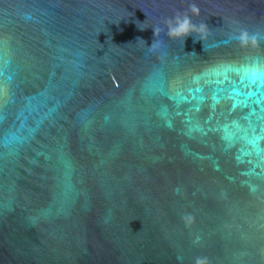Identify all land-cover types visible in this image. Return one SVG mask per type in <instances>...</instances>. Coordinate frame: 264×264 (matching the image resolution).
Returning a JSON list of instances; mask_svg holds the SVG:
<instances>
[{"label": "water", "instance_id": "95a60500", "mask_svg": "<svg viewBox=\"0 0 264 264\" xmlns=\"http://www.w3.org/2000/svg\"><path fill=\"white\" fill-rule=\"evenodd\" d=\"M193 3L204 40L170 39ZM241 28L264 0H0V264H264V40Z\"/></svg>", "mask_w": 264, "mask_h": 264}, {"label": "clouds", "instance_id": "9594fccd", "mask_svg": "<svg viewBox=\"0 0 264 264\" xmlns=\"http://www.w3.org/2000/svg\"><path fill=\"white\" fill-rule=\"evenodd\" d=\"M200 15V8L196 4L188 5V8L184 12L177 11L173 18L165 19L163 21L164 28L167 29L166 35L172 39H184L190 34H195L200 40H204L205 34L207 33L208 26L201 22L199 24L193 23L192 17H198ZM153 28L154 41L149 51H155L162 41H158L157 37H160L164 28L156 25ZM229 40L235 41L241 48H257L262 40H264V34L260 32L250 33L247 29H238L236 32L230 34ZM145 43V42H144ZM258 59V58H257ZM175 191L179 192V189ZM185 225L188 226L194 222L195 217L192 214H185L182 217ZM199 241H194L198 243ZM194 264H211L210 259L207 256H197L194 260Z\"/></svg>", "mask_w": 264, "mask_h": 264}, {"label": "snow or ice", "instance_id": "6c2138e0", "mask_svg": "<svg viewBox=\"0 0 264 264\" xmlns=\"http://www.w3.org/2000/svg\"><path fill=\"white\" fill-rule=\"evenodd\" d=\"M245 76L250 81V84H256L257 82L264 83V69L249 67L245 72ZM0 94H2V90H0Z\"/></svg>", "mask_w": 264, "mask_h": 264}]
</instances>
